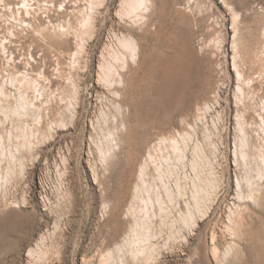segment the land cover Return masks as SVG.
Here are the masks:
<instances>
[{
	"label": "rangeland",
	"instance_id": "rangeland-1",
	"mask_svg": "<svg viewBox=\"0 0 264 264\" xmlns=\"http://www.w3.org/2000/svg\"><path fill=\"white\" fill-rule=\"evenodd\" d=\"M250 6L245 0H0V264H25L28 246L54 224L63 264L95 253L91 238L107 219L104 231L119 222L116 242L124 239L125 217L140 213L145 198L140 167L148 143L133 162L124 153L109 163L108 157L115 141L128 149L137 139L128 130L130 104L146 91L152 45L163 62L189 42L197 57L213 59L218 80L222 17L233 78L232 22L248 37L260 23L243 130L235 123L233 80L223 88L232 106L227 130L225 118L217 125L208 120L206 127L198 123L196 139L184 140L178 134L191 135L196 104L161 105L149 137L177 134L185 149L182 161L173 159L171 147L164 152L172 156L169 189L182 192L183 215L174 213L183 237L180 263L264 264V4ZM105 202L115 206L110 218Z\"/></svg>",
	"mask_w": 264,
	"mask_h": 264
},
{
	"label": "bare ground",
	"instance_id": "bare-ground-1",
	"mask_svg": "<svg viewBox=\"0 0 264 264\" xmlns=\"http://www.w3.org/2000/svg\"><path fill=\"white\" fill-rule=\"evenodd\" d=\"M259 1L245 0V4L247 7H251L250 3H255L256 6H259L261 3L264 4V0ZM222 2L227 4L229 0H222ZM137 4L139 3L137 2ZM254 15L253 18L256 19L258 15ZM256 20L254 31L251 30L252 32L248 33L249 35L251 34L250 37L245 34L248 38L244 36L241 28L236 25L237 23L235 21L232 22L233 34L230 39L232 68H230V72L234 73V78L229 73V50L224 47L225 43H227L228 33L227 27L226 29L223 28L225 27L224 17L221 18L222 38L218 40V54L222 58V63L220 64L222 75L218 80L215 79L213 72L210 70L211 65H214L213 59L197 57L189 42L186 41L182 49L176 51L172 56L166 57L163 62H161V58L157 54L158 52L155 51L157 47L152 45L154 49L153 54L150 55L152 58L149 60L150 64L146 73V81H148L145 85L146 91H138L134 94L130 104L133 111L134 126H129L128 130L134 131L137 139L134 145L128 147V149L120 139L115 141L116 143L113 147L115 150L108 157L110 158V160L108 159L109 163L112 157H117L121 153H124L131 162L139 155L141 143H148V159L140 167L142 187L144 186L143 191L145 192V198H141L140 213H135L132 219L130 216L125 217L127 232L120 243L116 242L118 237L117 229L120 227L119 222H117L119 227L117 224L113 225L109 233L107 230V232L104 231V228L108 226L109 219L105 223L98 225L97 232L91 238L89 245V249L90 247H95V253L90 257L86 254H81L77 259L79 264H93L91 258L94 257L98 259L99 264H156L157 261H163L165 264H181L180 253L183 247V237L181 234L182 230H180V225L177 224L174 213L183 215L179 211V200L182 192H180L178 187L175 194L169 189L170 187L165 179H169L168 177L171 175L167 165L168 159L172 158V156L177 161L184 159L185 149L179 147L178 141L180 139L178 140V136L184 140L186 137L196 139L199 136L198 129L200 128L198 127V123L202 127H206L208 120H215L214 123L217 125L221 122V119L225 118L226 124H224V127L226 130L229 128L232 120L229 113L232 106L229 98L224 96L223 92L224 89L228 90L233 80L236 83V90L234 91V107L236 109L234 110L237 111L235 123L240 130H243L244 124L247 123H245L244 113H241L243 112L242 109L244 110L246 107L245 85L251 80V73H255L256 69L254 65L260 59L258 58L260 48L258 36H260L261 32L259 29V19ZM254 21H252V24ZM191 103L196 104L194 107L195 125H193L191 135L181 131L178 136L170 132L161 133L155 141L149 137L151 129L158 126L157 123H159L156 113L158 106L162 105L170 108L180 106L183 110H189ZM223 144H225L224 147L228 146L227 140H224ZM169 147L174 152L173 155L171 153L172 156L166 155L169 153L167 152L169 151ZM164 152L167 153L164 154ZM241 156L244 158L245 155L241 153ZM104 161L107 165V159ZM163 161L166 163L165 168H162L164 167L162 166ZM103 208L107 217L113 216L112 211L115 210V206L109 207L107 202H105ZM123 212L121 213L123 214ZM117 218L118 220L120 219L119 217ZM168 218H171V225L174 226L173 232L170 233H167L170 228L166 231L165 224L169 220ZM58 231L59 226L54 224L52 231L46 229L33 240L28 246L23 260L25 264H63L62 257L59 255L61 252L54 248L56 238H58L56 235ZM110 245L113 246L110 247Z\"/></svg>",
	"mask_w": 264,
	"mask_h": 264
}]
</instances>
